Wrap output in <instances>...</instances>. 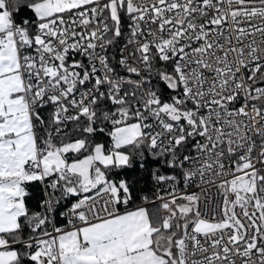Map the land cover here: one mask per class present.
Wrapping results in <instances>:
<instances>
[{
	"label": "snow or ice",
	"instance_id": "1",
	"mask_svg": "<svg viewBox=\"0 0 264 264\" xmlns=\"http://www.w3.org/2000/svg\"><path fill=\"white\" fill-rule=\"evenodd\" d=\"M0 264H264V0H0Z\"/></svg>",
	"mask_w": 264,
	"mask_h": 264
},
{
	"label": "trees",
	"instance_id": "2",
	"mask_svg": "<svg viewBox=\"0 0 264 264\" xmlns=\"http://www.w3.org/2000/svg\"><path fill=\"white\" fill-rule=\"evenodd\" d=\"M130 175H136L135 173H131Z\"/></svg>",
	"mask_w": 264,
	"mask_h": 264
}]
</instances>
